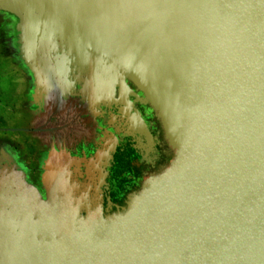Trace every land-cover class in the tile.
Returning a JSON list of instances; mask_svg holds the SVG:
<instances>
[{"label": "water", "instance_id": "1", "mask_svg": "<svg viewBox=\"0 0 264 264\" xmlns=\"http://www.w3.org/2000/svg\"><path fill=\"white\" fill-rule=\"evenodd\" d=\"M0 12L38 90L66 87L72 64L92 98L127 79L173 153L110 215L67 185L43 199L0 166V264H264V0H0Z\"/></svg>", "mask_w": 264, "mask_h": 264}, {"label": "flooded vegetation", "instance_id": "2", "mask_svg": "<svg viewBox=\"0 0 264 264\" xmlns=\"http://www.w3.org/2000/svg\"><path fill=\"white\" fill-rule=\"evenodd\" d=\"M15 21L0 12V44L14 63L0 77L11 84L10 100L0 101H8L0 107V118L22 131L0 138V166L21 171L43 199L47 185H67L75 188L74 197L101 204L104 215L116 213L172 158L158 120L127 79L95 98L80 93L87 76L78 64L65 66L66 87L58 93L38 90L15 59L10 30Z\"/></svg>", "mask_w": 264, "mask_h": 264}, {"label": "rangeland", "instance_id": "3", "mask_svg": "<svg viewBox=\"0 0 264 264\" xmlns=\"http://www.w3.org/2000/svg\"><path fill=\"white\" fill-rule=\"evenodd\" d=\"M0 88L2 91H7V89L5 88V86H7L6 84H3V82H0ZM7 100H10L8 98V96L6 97ZM6 103H8V101H4ZM14 128V125L12 124L11 120L5 119V118H0V129H3L4 131H0V138H4V137H9V136H14L15 134H18L17 132H12L9 131L8 129H12ZM6 129V130H5Z\"/></svg>", "mask_w": 264, "mask_h": 264}, {"label": "crops", "instance_id": "4", "mask_svg": "<svg viewBox=\"0 0 264 264\" xmlns=\"http://www.w3.org/2000/svg\"><path fill=\"white\" fill-rule=\"evenodd\" d=\"M12 23H10L11 25ZM14 66L12 59H10L2 49V45L0 44V77H4L7 73V69ZM1 79V78H0ZM2 80V79H1ZM4 80V78H3Z\"/></svg>", "mask_w": 264, "mask_h": 264}, {"label": "trees", "instance_id": "5", "mask_svg": "<svg viewBox=\"0 0 264 264\" xmlns=\"http://www.w3.org/2000/svg\"><path fill=\"white\" fill-rule=\"evenodd\" d=\"M0 82H2V80L0 79ZM4 84V83H3ZM1 85V84H0ZM7 86H5V88L7 89V91H2L0 88V101L2 100V98H6L7 96L9 97L11 95V84H9L8 82L6 83ZM7 104L4 103V101H2V103L0 104L1 106H5Z\"/></svg>", "mask_w": 264, "mask_h": 264}]
</instances>
